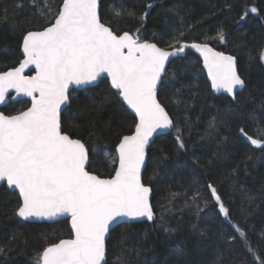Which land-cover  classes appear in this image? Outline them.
Instances as JSON below:
<instances>
[{"label": "trees", "instance_id": "16d2710c", "mask_svg": "<svg viewBox=\"0 0 264 264\" xmlns=\"http://www.w3.org/2000/svg\"><path fill=\"white\" fill-rule=\"evenodd\" d=\"M59 3L62 0H52L53 6ZM252 7L256 13L250 12ZM120 8L135 16H115ZM100 18L114 31H128L141 41L164 48L185 45L170 62L157 94L174 126L148 150L143 182L152 190L154 220L115 226L106 243L107 264H213L218 251L223 253L222 264H264V147L247 139L264 138V61L259 59L264 50V0H101ZM42 23L30 0H0V72L19 63L23 34L40 30ZM221 29L224 42L213 39ZM195 42L236 58L245 82L241 91L212 92L191 47ZM28 106L29 101L21 99L0 110L12 115ZM135 122L107 79L73 90L61 115L63 131L88 149V171L100 177L114 174L116 146ZM177 128L184 148L176 141ZM209 183L230 210L227 218L206 189ZM197 190L202 206L208 202L202 212L187 200ZM171 193L182 195L172 198ZM18 200L16 192L0 187V246L6 249L0 264H35L45 246L71 237L69 218L54 223L21 220L15 215ZM233 225L243 229L247 240Z\"/></svg>", "mask_w": 264, "mask_h": 264}, {"label": "snow or ice", "instance_id": "6c2138e0", "mask_svg": "<svg viewBox=\"0 0 264 264\" xmlns=\"http://www.w3.org/2000/svg\"><path fill=\"white\" fill-rule=\"evenodd\" d=\"M30 3L43 20L39 26L42 30L23 34V60L18 67L0 73V104L5 102L9 90H15L31 98V107L15 115L0 112V182L6 181L10 188L18 189L15 215L21 220L70 217L71 238L45 246L35 264H107L106 237L120 217L154 220L152 190L142 182L141 169L149 138L157 129L174 126L157 99V87L167 70L166 61L183 52L185 45H170L172 51H166L128 31H114L101 22L98 0H62L55 6L52 0ZM151 7L152 4L147 5ZM250 12L256 13L257 9L252 7ZM125 13L135 16L126 8L114 10L115 16ZM146 15L147 12L140 17L141 22ZM245 18L241 16V20ZM182 36L181 30L179 37ZM213 39L224 42L223 29ZM173 40L178 41V37ZM191 47L203 56L213 89L232 94L235 88L244 86L235 57L216 52L207 43H193ZM259 59L264 61V50ZM29 65L35 66V74L25 76ZM104 73L135 113L136 120L133 134L124 135L116 146L118 166L113 158L115 171L109 178L86 170L89 152L85 143L64 132L61 123V106L69 101L70 85L90 84ZM176 131V141L184 148L182 130ZM240 132L247 136L243 128ZM247 139L254 146L264 147V138ZM205 187L227 218L230 210L217 189L211 183ZM170 195L175 198L182 194ZM187 200L200 212L208 203L204 200L202 206L199 190ZM233 227L242 240H247L239 225ZM248 250L254 252L250 246ZM5 253L6 249L0 246V256ZM222 257L218 251L213 264H222ZM116 260L119 262L121 256Z\"/></svg>", "mask_w": 264, "mask_h": 264}, {"label": "water", "instance_id": "95a60500", "mask_svg": "<svg viewBox=\"0 0 264 264\" xmlns=\"http://www.w3.org/2000/svg\"><path fill=\"white\" fill-rule=\"evenodd\" d=\"M100 2H101V0H98V5H99V7H98V14H99V16H100ZM102 22V21H101ZM103 23V22H102ZM40 30H42V29H40ZM32 31H36V30H32ZM151 43H154V42H151ZM195 43H197V44H202V42H195ZM156 44V43H155ZM208 44V43H207ZM22 45V44H21ZM208 46L210 47V48H212L214 51H216V52H222V51H220V50H218V49H216V48H214L213 46H211L210 44H208ZM157 47H160V48H163V49H165L166 51H172V48H164V47H161V46H159L158 44H157ZM194 49V48H193ZM195 51H196V53L199 55V57H200V60H201V66H202V70H203V72H204V74L206 75V77H207V80H208V82H209V84H210V87H211V90H212V92L214 93V94H216V95H219V94H228L225 90H223V89H213L212 88V82H211V79L209 78V76H208V72H207V69L204 67V59H203V56L201 55V53L199 52V51H197L196 49H194ZM21 53H22V49H21ZM183 52H180V53H177L175 56H170L169 57V59H168V61H166V69L168 68V66H169V64H170V62L173 60V59H175V58H177L178 56H180L181 54H182ZM225 55H230V54H228V53H225V52H223ZM232 56V55H231ZM234 57V56H233ZM23 53H22V58L20 59V61L21 60H23ZM19 61V62H20ZM19 66V63L16 65V66H14V67H18ZM14 67H12V68H14ZM12 68H9V69H7V70H5V71H2V72H0V73H3V72H7V71H9L10 69H12ZM236 70H237V73H238V75H240L239 74V72H238V69H237V60H236ZM167 71V70H166ZM166 73V72H165ZM165 73H164V75H165ZM35 74V66L34 65H29V67L28 68H26L25 70H24V73H23V75H25V76H31V75H34ZM164 75H163V77H164ZM163 77H162V79H163ZM241 77V76H240ZM101 79H107L108 81H109V83H110V85H111V81H110V79L107 77V74L106 73H104V74H102L96 81H93V82H91L90 84H87V85H70V88H69V101L66 103V104H64V105H62L61 106V115H62V113H63V111L69 106V104H70V94H71V92L73 91V90H83V89H85V88H89V87H92V86H95ZM162 79H161V81H162ZM241 79H243L242 77H241ZM161 81L158 83V87H157V94H158V89H159V87H160V84H161ZM243 88V87H242ZM242 88H240V87H237V88H235L234 89V92L233 93H237V92H239V91H241L242 90ZM116 90V89H115ZM117 92H118V90H116ZM21 99H26V100H28L29 101V106L28 107H31V98L30 97H27V96H24L22 93L21 94H17L16 93V91L15 90H9V93L7 94V96H6V99H5V102L4 103H2V104H0V109L1 108H3L9 101H17V100H21ZM119 99H120V101L124 104V106H125V108L135 117V113L132 111V109H130L128 106H127V104L125 103V102H123V100H122V97H120L119 96ZM157 99H158V96H157ZM160 102V101H159ZM162 105V104H161ZM163 106V105H162ZM27 107V108H28ZM164 107V106H163ZM27 108H25V109H23L22 111H24V110H26ZM166 110V109H165ZM167 111V110H166ZM0 112H2V113H4L2 110H0ZM5 114V113H4ZM15 114H17V113H15ZM15 114H12V115H15ZM169 114V113H168ZM5 115H8V114H5ZM170 116V115H169ZM170 118H171V116H170ZM172 119V118H171ZM172 129V128H171ZM171 129H157L154 133H153V135L149 138V144L146 146V148H145V164L142 166V169H141V172H142V182H143V175H144V170H145V168H146V164H147V156H148V150H149V148H150V146L153 144V142H154V140H155V138L157 137V136H159V135H162V134H165V133H168ZM135 131V126H134V129H133V131L130 133V134H127V135H132L133 134V132ZM73 138V137H72ZM75 139V138H74ZM119 143V142H118ZM115 152H116V149H115ZM88 162H89V158H88ZM88 162H87V164H86V170L88 171V169H87V167H88ZM116 166H118V156H117V154H116ZM90 172V171H89ZM91 173H93V172H91ZM93 174H95V175H97L96 173H93ZM114 175V174H113ZM101 178H109V177H101ZM144 183V182H143ZM145 184V183H144ZM2 185H5L6 186V188L8 189V190H10V191H14V192H16L17 194H18V196H19V191H18V189H12V188H10L8 185H7V182L6 181H3V182H0V187L2 186ZM146 185V184H145ZM146 186H149V185H146ZM150 187V186H149ZM151 188V187H150ZM152 202V191H151V195H150V203ZM151 205H152V203H151ZM153 208V207H152ZM154 212V211H153ZM69 218V225H70V217H68ZM62 219H64V217H56V218H51V219H47V218H38V217H31V218H29L28 220H23V221H27V222H36V223H54V222H58V221H60V220H62ZM145 220H148L147 219V217H137V218H129V217H120L119 219H118V221L110 228V231H109V233H108V235H107V237H106V243H107V240H108V238H109V234H110V232H111V230L115 227V226H117L118 224H120V223H133V222H139V221H145ZM70 229H71V226H70ZM71 238V237H70ZM64 239H69V238H64ZM59 242V241H58ZM58 242H56V243H58ZM106 260H107V246H106Z\"/></svg>", "mask_w": 264, "mask_h": 264}, {"label": "flooded vegetation", "instance_id": "af4514ba", "mask_svg": "<svg viewBox=\"0 0 264 264\" xmlns=\"http://www.w3.org/2000/svg\"><path fill=\"white\" fill-rule=\"evenodd\" d=\"M116 153V152H115Z\"/></svg>", "mask_w": 264, "mask_h": 264}, {"label": "rangeland", "instance_id": "374dc122", "mask_svg": "<svg viewBox=\"0 0 264 264\" xmlns=\"http://www.w3.org/2000/svg\"><path fill=\"white\" fill-rule=\"evenodd\" d=\"M116 157V156H115Z\"/></svg>", "mask_w": 264, "mask_h": 264}]
</instances>
